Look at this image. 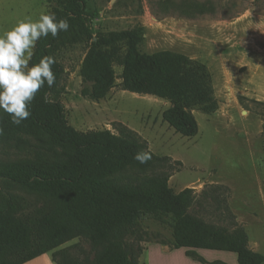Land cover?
Returning a JSON list of instances; mask_svg holds the SVG:
<instances>
[{
    "label": "trees",
    "instance_id": "obj_1",
    "mask_svg": "<svg viewBox=\"0 0 264 264\" xmlns=\"http://www.w3.org/2000/svg\"><path fill=\"white\" fill-rule=\"evenodd\" d=\"M47 1L53 4L51 13L67 19L70 27L56 38L42 37L30 66L44 55L53 56L55 84L41 88L31 105V116L20 125L12 124L10 116L0 110V139L38 138L46 141L48 153L39 154L38 164H0V264H26L75 236L89 240L92 264H137L144 249L137 256L127 237L146 215L170 217L171 240L158 243L170 249L185 248L189 257L202 263L207 262L196 250L234 253L238 264H264V254L250 249L243 227L230 231L189 213L197 200L195 189L177 193L170 187L174 171L170 158L154 155L147 141L129 129L120 128L118 135L109 130L75 129L59 100L64 67L58 55L63 48L86 43L89 47L80 73L91 87L83 91L85 97L105 99L115 86L114 67L120 66L121 90L168 101L163 121L182 137L192 138L199 132L192 111H216L206 67L169 51L144 56L135 32L95 37L88 13L90 0ZM57 150L61 153L52 157ZM142 151L151 155L146 164L134 159ZM14 190L44 196L50 204L26 214L24 201ZM54 257L56 264H71Z\"/></svg>",
    "mask_w": 264,
    "mask_h": 264
},
{
    "label": "rangeland",
    "instance_id": "obj_2",
    "mask_svg": "<svg viewBox=\"0 0 264 264\" xmlns=\"http://www.w3.org/2000/svg\"><path fill=\"white\" fill-rule=\"evenodd\" d=\"M52 7L47 0H0V33L19 20L51 13ZM88 13L95 37L135 32L144 56L169 51L204 65L216 111L194 109L198 135L182 137L163 121L168 101L121 90L120 66L114 67L115 86L108 96L88 99L83 91L91 84L80 70L89 45L82 43L63 48L58 55L64 67L59 100L70 125L83 132L109 130L118 135L125 128L138 133L154 155L171 159L169 185L175 192L195 189L197 200L190 214L230 231L243 227L264 249V0H90ZM121 49L126 51L125 43ZM41 153H48L44 140L0 139V164H38ZM13 193L23 199L26 214L50 204L38 194ZM171 235L170 217L146 215L127 239L138 256L147 243L169 241ZM202 253L227 261L237 258L228 252ZM50 255L71 264H92L93 258L85 236H75L46 254L43 264Z\"/></svg>",
    "mask_w": 264,
    "mask_h": 264
},
{
    "label": "clouds",
    "instance_id": "obj_3",
    "mask_svg": "<svg viewBox=\"0 0 264 264\" xmlns=\"http://www.w3.org/2000/svg\"><path fill=\"white\" fill-rule=\"evenodd\" d=\"M69 27L67 19L42 12L35 20H19L10 30L0 33V110L10 116L12 124L20 125L28 119L37 93L45 85L52 88L56 81L53 56L44 55L29 66L37 42L49 34L56 38ZM134 159L146 164L151 155L142 151Z\"/></svg>",
    "mask_w": 264,
    "mask_h": 264
},
{
    "label": "crops",
    "instance_id": "obj_4",
    "mask_svg": "<svg viewBox=\"0 0 264 264\" xmlns=\"http://www.w3.org/2000/svg\"><path fill=\"white\" fill-rule=\"evenodd\" d=\"M179 193V192H177ZM259 238L255 239L253 242L249 238V247L254 252L264 254V249L261 248V244L259 243ZM203 250H196V254L198 257L204 259L207 263L210 264L213 262H221L223 264H238L237 258L230 260H225L223 258H209L204 255ZM223 252V251H220ZM230 253V252H228ZM46 255V254H45ZM42 255L26 264H43V259L45 258ZM49 261L46 260L44 264H50V262H54L52 255H50ZM237 256V255H236ZM137 264H205L196 260L192 257H189L186 254L185 248L180 249H170L168 246L163 245L158 242H149L146 244L142 253L138 256Z\"/></svg>",
    "mask_w": 264,
    "mask_h": 264
}]
</instances>
